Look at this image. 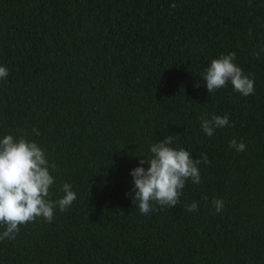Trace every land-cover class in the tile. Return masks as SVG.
<instances>
[{"label": "trees", "instance_id": "obj_1", "mask_svg": "<svg viewBox=\"0 0 264 264\" xmlns=\"http://www.w3.org/2000/svg\"><path fill=\"white\" fill-rule=\"evenodd\" d=\"M261 47L264 0H0V139L27 132L56 165L50 199L64 183L77 197L0 241V264H264ZM230 52L254 78L247 97L207 91L202 74ZM205 113L229 125L208 136ZM166 135L210 164L175 207L144 215L131 170Z\"/></svg>", "mask_w": 264, "mask_h": 264}, {"label": "clouds", "instance_id": "obj_2", "mask_svg": "<svg viewBox=\"0 0 264 264\" xmlns=\"http://www.w3.org/2000/svg\"><path fill=\"white\" fill-rule=\"evenodd\" d=\"M176 7L175 3L170 5ZM251 34V30H249ZM264 51V47H261ZM259 57L260 52H254ZM235 53L221 54L213 59L202 74L208 93L225 87L229 82L233 89L247 97L254 93V78L252 74H245L243 69L234 63ZM8 70L0 66V80H6ZM203 132L212 136L216 129L229 125L227 114L220 116L201 114L199 117ZM36 135L39 130L33 128ZM23 132L18 139L7 134L0 139V225L5 230L0 233V241L15 239L20 231V225L34 222L43 218L51 223L54 211L59 207L61 212L67 211L76 200V193L69 183L62 185L64 195L54 201L50 199V187L54 183V176L50 168L55 169V163L49 164L45 151L35 142L26 138ZM174 137L166 135L163 140L152 144L150 159H141L140 165L131 170L134 183L133 203H138L141 214L149 215L157 208L153 202L162 207H175L180 200L182 190L189 179L199 184L201 181L198 166L201 163L210 164L206 154L201 153L197 159L184 148H174ZM229 147L238 152L246 149L243 141L235 138L229 141ZM147 163V168L143 165ZM202 199L207 200L206 196ZM212 205L217 213L224 209L223 199H213ZM186 210H198V202L187 205Z\"/></svg>", "mask_w": 264, "mask_h": 264}]
</instances>
